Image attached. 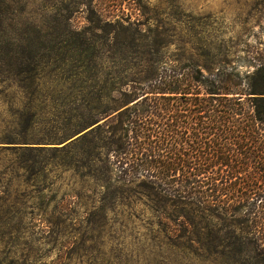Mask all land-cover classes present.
<instances>
[{"label": "trees", "instance_id": "16d2710c", "mask_svg": "<svg viewBox=\"0 0 264 264\" xmlns=\"http://www.w3.org/2000/svg\"><path fill=\"white\" fill-rule=\"evenodd\" d=\"M257 3L264 18V0ZM27 5L0 0L4 72L24 88L42 78L57 88L63 83L52 98L77 103V112H60L70 126L61 138L37 142L64 145L35 147L31 139L10 137L17 145L4 149L18 158L45 148L71 151L67 168L74 165L96 187L115 190L114 201L126 194L180 205L172 213V235L188 237L176 247L197 260L264 264V54L255 53V69L244 75L214 60L203 67L172 63L161 72L154 59L116 62L123 71L140 69L135 75L104 74L95 43L76 31L62 41L58 26L42 32L26 16ZM111 24L125 25L123 18ZM110 41L124 51L118 34ZM130 47L141 50L137 42ZM27 167L18 162L19 169Z\"/></svg>", "mask_w": 264, "mask_h": 264}, {"label": "rangeland", "instance_id": "374dc122", "mask_svg": "<svg viewBox=\"0 0 264 264\" xmlns=\"http://www.w3.org/2000/svg\"><path fill=\"white\" fill-rule=\"evenodd\" d=\"M24 1L26 16L42 32L58 26L62 41L76 31L95 43L104 74L135 75L140 69L123 71L116 62L154 59L161 72L172 63L203 67L214 60L244 75L254 71L255 53L264 54L258 0ZM119 18L124 26L111 24ZM114 33L126 45L122 53L110 41ZM134 42L140 52L130 47ZM4 69L0 62V264H209L176 247L189 241L172 235V213L180 205L126 194L114 201L115 190L96 187L74 165L67 168L64 160L74 161L68 150L45 148L22 158L5 150L17 145L8 143L10 137L31 139L35 147L64 145L37 142L61 138L70 126L65 128L60 112L76 113L77 103L53 100L63 83L57 88L42 78L24 88Z\"/></svg>", "mask_w": 264, "mask_h": 264}, {"label": "water", "instance_id": "95a60500", "mask_svg": "<svg viewBox=\"0 0 264 264\" xmlns=\"http://www.w3.org/2000/svg\"><path fill=\"white\" fill-rule=\"evenodd\" d=\"M92 127H90V128H88V129H86L84 132H86L87 130H89V129H91ZM84 132H82V133H84ZM82 133H79L78 135H76L75 137H73L72 139H70V140H73L74 138H76V137H78L79 135H81Z\"/></svg>", "mask_w": 264, "mask_h": 264}]
</instances>
